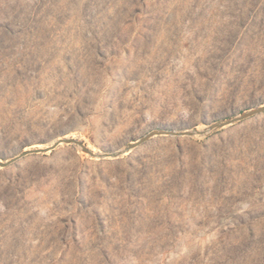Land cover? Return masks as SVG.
<instances>
[{"label":"rangeland","instance_id":"1","mask_svg":"<svg viewBox=\"0 0 264 264\" xmlns=\"http://www.w3.org/2000/svg\"><path fill=\"white\" fill-rule=\"evenodd\" d=\"M262 104L264 0H0V160ZM0 264H264V113L0 167Z\"/></svg>","mask_w":264,"mask_h":264},{"label":"water","instance_id":"2","mask_svg":"<svg viewBox=\"0 0 264 264\" xmlns=\"http://www.w3.org/2000/svg\"><path fill=\"white\" fill-rule=\"evenodd\" d=\"M264 113V104L245 110L241 112L239 115L218 120L213 123H211L207 129H199L197 127L191 128V129H184V130H177L170 127H158L154 128L152 131L148 132L141 138L137 139L136 141H132L130 144L125 146L123 149L119 150H111L106 151L102 154H95L94 151H92L85 142H83L81 139L75 138V137H62V139L57 140L53 145L50 147H33L29 149H24L19 155L13 157L12 159L3 161L0 160V167H8L9 165L17 162L18 160L29 156L33 154H39V153H46L49 151H52L59 147L61 144H75L81 147V149L87 153H89L92 156L95 157H112V158H118L123 156L124 154L128 153L129 151H132L133 149L141 146L143 143H145L147 140H149L152 137L160 136V135H171V136H198L203 135L207 136L212 134L213 132L220 130L222 128H225L227 126L233 125L235 123L241 122L243 120H246L250 117H253L255 115Z\"/></svg>","mask_w":264,"mask_h":264},{"label":"bare ground","instance_id":"3","mask_svg":"<svg viewBox=\"0 0 264 264\" xmlns=\"http://www.w3.org/2000/svg\"><path fill=\"white\" fill-rule=\"evenodd\" d=\"M61 139H62V138H61ZM92 151H93V150H92ZM94 152H95V151H94ZM95 154H99V153H96V152H95Z\"/></svg>","mask_w":264,"mask_h":264}]
</instances>
